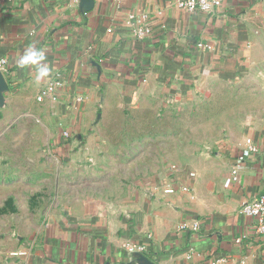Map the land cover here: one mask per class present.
Instances as JSON below:
<instances>
[{
  "label": "crops",
  "instance_id": "0c3cea01",
  "mask_svg": "<svg viewBox=\"0 0 264 264\" xmlns=\"http://www.w3.org/2000/svg\"><path fill=\"white\" fill-rule=\"evenodd\" d=\"M179 1L94 0L84 12L81 0H0V62L10 87L0 108V138H34L29 130L8 132L29 125L38 129L47 158L24 167L32 173L22 179L30 192L14 196L18 212L4 228L7 252L31 243L33 251L4 264H139L128 244L145 246L142 255L153 264L222 258L264 264V237L240 214L244 201L264 196V0H225L214 15L190 14ZM130 15L144 18L152 34L136 36L141 25L129 26ZM29 47L45 53L42 63L50 69L39 84L36 66H17ZM178 78L176 104L206 92L211 115L221 119L206 137L218 141L190 170L168 165L156 176L118 179L116 190L88 195L84 188L93 183L84 173L108 170L105 142L117 123L112 111L121 117L123 109L147 105L160 113L170 107L165 95ZM53 82L61 84L55 99L39 101ZM234 84L238 101L226 97ZM62 130L84 148L64 147ZM247 138L261 153L246 154L234 182ZM170 166L178 169L176 191L167 195ZM181 225L187 229L179 231Z\"/></svg>",
  "mask_w": 264,
  "mask_h": 264
},
{
  "label": "rangeland",
  "instance_id": "374dc122",
  "mask_svg": "<svg viewBox=\"0 0 264 264\" xmlns=\"http://www.w3.org/2000/svg\"><path fill=\"white\" fill-rule=\"evenodd\" d=\"M238 88L235 84L231 85L230 91L226 92L228 100L242 98ZM219 95L220 99H225L221 91ZM191 98L193 102L188 105L174 104L160 113L156 107L147 105L123 109L121 117L116 109L113 110L111 119L117 123L108 130L105 142L107 151L104 158L108 170L102 174L84 173L85 178L93 183L84 188L87 194L116 190L118 179L132 182L156 176L168 165L176 164L187 170L198 165V155L218 141V138L206 136L215 134L216 121L221 119L216 120L211 115L205 91L195 92ZM217 109L220 110L217 113L221 114L222 108ZM13 130H29L34 138L12 140L13 135L8 133L0 138V264L10 261L14 252H7L10 245L7 247L4 234V228L11 226L9 223L13 222L18 212L13 198L21 196L26 189L30 192L22 179L32 173L29 168L24 171V167L30 163H42L46 158L45 148L38 140V129L29 125H23L22 129L13 126L8 132ZM194 146L198 147L195 156L191 153ZM36 148H39V153L34 151ZM31 205L36 207L37 203L32 202Z\"/></svg>",
  "mask_w": 264,
  "mask_h": 264
},
{
  "label": "built area",
  "instance_id": "2783aa9c",
  "mask_svg": "<svg viewBox=\"0 0 264 264\" xmlns=\"http://www.w3.org/2000/svg\"><path fill=\"white\" fill-rule=\"evenodd\" d=\"M118 3L125 5L128 0H116ZM225 0H180L178 2V7L181 10H184L190 14H209L214 15L222 6L223 2ZM128 25L131 27H135V24H140L141 27L135 31L136 36L143 38L144 36H148L152 34V29L144 22V18H138L136 16L130 15L128 17ZM112 29H109L108 32L112 33ZM103 61V60H102ZM5 61L0 62V70L2 71L3 66L5 65ZM2 68V69H1ZM176 79L175 82H173V86L169 87L167 90V93L165 95V104L168 106L176 104L175 100L177 97H179L177 93V89H175L177 84ZM61 84L59 82H53L51 84H48L44 86L41 90V93L38 97L39 101H43L45 98H51L57 91L58 87H60ZM177 94V95H176ZM54 98V97H52ZM55 99V98H54ZM78 103L81 102V99H78ZM62 139L64 141V147H70L73 143L77 142V151H80L84 148V145L82 142L78 141L79 139L74 136L71 132L68 130H62ZM247 152V153H245ZM242 151L239 156V164L238 167L233 171V181H238V169L240 168V164L242 165L246 160V154H259L261 153V149L258 146V144L252 139L247 138L246 139V150ZM89 163H93L92 160H89ZM177 167L176 166H170L169 167V179L171 181V185L166 189L165 193L167 195H172L175 193V176L177 173ZM240 214L246 216L247 218L252 219L254 228L256 229V232L264 237V196L248 199L243 202L240 208ZM187 229L186 225H181L179 227V231H184ZM200 229L199 223H196L193 230L196 232ZM34 248V245L31 243L29 244L28 248L22 251L14 252L12 253V258H24L28 259L30 254L32 253ZM128 251L132 254H143L145 251V246H138V245H131L128 244L126 246ZM191 258V257H189ZM227 259L222 258L215 262V264H226ZM240 264H244V262H241Z\"/></svg>",
  "mask_w": 264,
  "mask_h": 264
},
{
  "label": "clouds",
  "instance_id": "9594fccd",
  "mask_svg": "<svg viewBox=\"0 0 264 264\" xmlns=\"http://www.w3.org/2000/svg\"><path fill=\"white\" fill-rule=\"evenodd\" d=\"M46 59L45 53L35 47H29L17 61V66L24 68L29 65H34L37 68L35 83L39 84L43 79L50 75L49 67L42 63Z\"/></svg>",
  "mask_w": 264,
  "mask_h": 264
},
{
  "label": "water",
  "instance_id": "95a60500",
  "mask_svg": "<svg viewBox=\"0 0 264 264\" xmlns=\"http://www.w3.org/2000/svg\"><path fill=\"white\" fill-rule=\"evenodd\" d=\"M80 8L84 12H90L94 8V0H81ZM93 65L99 70V73H102V68L100 64L93 62ZM10 91V87L8 84L7 79L5 78L3 72L0 70V108H3L6 104V93ZM1 118V114H0ZM99 118H101V115H99ZM137 262L139 264H153L149 259H147L142 254H134Z\"/></svg>",
  "mask_w": 264,
  "mask_h": 264
}]
</instances>
